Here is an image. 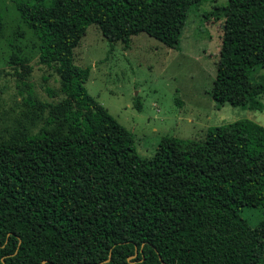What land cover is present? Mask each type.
<instances>
[{"label": "trees", "instance_id": "obj_1", "mask_svg": "<svg viewBox=\"0 0 264 264\" xmlns=\"http://www.w3.org/2000/svg\"><path fill=\"white\" fill-rule=\"evenodd\" d=\"M11 1L62 96L42 104L38 132L0 139V264H264V126L165 136L145 158L86 90L91 68L74 63L93 24L111 44L145 33L180 50L189 13L207 0ZM209 15L224 19L213 101L262 110L264 76L251 73L264 68V0H228ZM243 80L253 97L239 93ZM245 210L263 215L252 222Z\"/></svg>", "mask_w": 264, "mask_h": 264}, {"label": "rangeland", "instance_id": "obj_2", "mask_svg": "<svg viewBox=\"0 0 264 264\" xmlns=\"http://www.w3.org/2000/svg\"><path fill=\"white\" fill-rule=\"evenodd\" d=\"M227 3L207 0L192 10L180 50L170 49L145 33L133 36L129 48L122 42L111 44L94 24L75 48L74 63L91 68L86 90L134 134L136 150L142 157L154 156L165 136L200 140L209 127L240 119L264 126V108L218 107L212 99L224 19L209 13ZM0 10L4 21L0 36L1 139L38 132L48 112L42 104L58 101L62 95L55 70L38 64L39 41L23 22L15 3L0 0ZM13 54L26 61H12ZM263 76L262 67L251 73L255 82ZM237 89L247 98L254 96L247 80L239 82ZM136 97L141 100V111L134 107ZM257 99L264 105L263 93ZM262 215L252 210L242 214L252 222Z\"/></svg>", "mask_w": 264, "mask_h": 264}, {"label": "water", "instance_id": "obj_3", "mask_svg": "<svg viewBox=\"0 0 264 264\" xmlns=\"http://www.w3.org/2000/svg\"><path fill=\"white\" fill-rule=\"evenodd\" d=\"M137 254H138V253H137V251H136L135 256H136ZM135 256H133V257H135ZM133 257H130V258H129V261H130ZM44 264H45V261H44Z\"/></svg>", "mask_w": 264, "mask_h": 264}]
</instances>
